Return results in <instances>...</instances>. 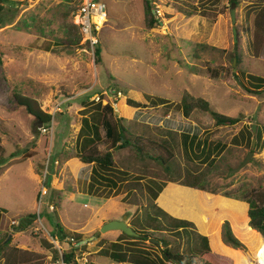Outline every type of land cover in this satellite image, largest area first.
<instances>
[{"label": "rangeland", "instance_id": "1", "mask_svg": "<svg viewBox=\"0 0 264 264\" xmlns=\"http://www.w3.org/2000/svg\"><path fill=\"white\" fill-rule=\"evenodd\" d=\"M103 1L109 18L98 33V55L83 39L74 50L60 45L66 25L75 22L72 8L77 10L81 0L6 1L0 15V236L8 235L11 245L45 256L46 264H60L56 257L73 245L81 264H136L130 259L133 250L158 260L163 258V246L154 240L177 238L172 228L167 229V213L168 221L194 223L193 228L207 236L219 264H264V232L249 227L244 201L223 195L242 184L264 187V84L257 91L255 81L247 76L264 77V38L257 45L254 24L263 0H240L238 7L231 0H156L163 22L151 30L144 25V0ZM207 67L219 69L222 77L211 79ZM240 69L246 77L236 74ZM185 92L204 98L212 109L239 122L218 126L200 110L185 117L180 104ZM16 94L36 100L53 115V134L40 131L42 124L17 102ZM127 98L146 106L132 108ZM108 103L132 137L166 144L175 158L160 165L130 150L114 149L116 163L110 169L88 166L79 158L53 163L62 151L78 148L83 119L92 114L97 119V105ZM125 104L131 111H122ZM254 124L256 133L250 136ZM194 136L197 141L208 140L212 147L219 145L213 153L217 170L210 174L212 187L223 185L217 194L184 186L186 172L207 170V163L196 158L199 152L194 146L189 144L185 151V137L189 143ZM250 152L249 161L236 172ZM220 173L234 176L224 178ZM48 178V194L40 204L39 193ZM154 180L164 186L156 201L147 191ZM159 208L164 213L156 218L165 227L155 231L147 220ZM125 216L134 231L141 235L144 228L149 237L101 232L103 225ZM226 222L243 246L226 241ZM58 223L67 234L64 241L52 235ZM192 237L190 243L186 235L182 240L186 256L202 246L199 237ZM113 251L126 252L128 261L115 262ZM191 259L204 264L199 256Z\"/></svg>", "mask_w": 264, "mask_h": 264}, {"label": "trees", "instance_id": "2", "mask_svg": "<svg viewBox=\"0 0 264 264\" xmlns=\"http://www.w3.org/2000/svg\"><path fill=\"white\" fill-rule=\"evenodd\" d=\"M6 1L0 0V15H2L6 10ZM156 0H144V25L147 30H151L156 28L157 26L162 24V19L158 16L157 13V5H155ZM234 7H238L240 0H231ZM264 2V0H263ZM76 8H72L71 12H75ZM71 13L68 14L70 16ZM255 24V39L257 41V45H260L264 38V4L262 8L259 10L258 14L254 20ZM82 40V36L80 33V28L78 25L74 23H69L66 25L65 37L60 41V45L63 46L66 50H74L79 48ZM100 43V42H99ZM96 47L95 53L98 55L101 52L100 44ZM202 48H213L210 45H201ZM214 49V48H213ZM238 64L241 62V54L235 53ZM223 69V67H221ZM207 72L211 79H219L222 77V71L216 68L207 67ZM236 74H242L243 77H246V71L240 69ZM225 75V73H224ZM248 78L255 83L252 85L257 88V91H262L264 84V77H260L255 74H247ZM249 92H252L250 89H247ZM255 91V92H257ZM17 102L25 106L28 111L32 114L38 124L48 125L51 123L53 115L43 111L36 100L31 99L29 97H25L19 94L15 95ZM89 99L90 96H87ZM126 103L128 106L132 108H141L146 105L136 101L132 98H127ZM181 108L185 117H190L195 110H200L204 113L210 114L215 120L218 126L231 124L234 125L239 122L238 118L225 116L223 114L218 113L214 109L211 108L209 102L202 97H195L189 92H185L181 98ZM125 106L122 108V111H131L130 108ZM99 117L95 119V114H92L90 118L85 117L83 119V126L79 132L78 138V148H72L68 150L62 151L55 159H53V163L55 161L68 162L74 158H79L80 161L84 164L99 166L101 169H110L115 166L116 160L113 150L114 149H126L134 152L136 155L140 156L143 159L149 160V162H154L155 164L158 162L160 165H167L169 161L175 158V153L173 151H169L166 144H160L152 138H144L140 135H136L132 137V133L130 132V128H126L123 124V120L121 117H118L114 106L110 103L105 105H97ZM94 118V122L91 119ZM101 119V120H100ZM106 127V130L104 129ZM252 128V127H251ZM250 136H253V129H250ZM188 137H185V151L188 150V145L193 148V146L198 150V154H196L197 159H201L204 163H207V170L200 173V171H188L185 173L183 183L184 186H188L190 188H194L196 190H203L211 194H217L218 189H221L223 185L215 184L214 187L210 184V174L213 172L212 170H217L216 159L213 155L214 150H219V145L213 146L208 140H198L197 137L194 136L193 139L188 143ZM260 139V129H258L257 140ZM204 142V143H203ZM1 143V141H0ZM210 144V146L208 145ZM101 144L105 145V148L102 149L100 147ZM252 141L250 142V145ZM3 148L0 144V158L3 157ZM222 153H220L221 155ZM1 164V159H0ZM199 166V165H198ZM1 170V167H0ZM95 174L98 173V170L94 169ZM38 174L41 173L40 169H36ZM220 176H224V178H231L234 175L227 173H220ZM50 180L48 178L47 186H50ZM171 180V179H170ZM174 180V179H172ZM152 185H147V191L150 193V196L155 201L162 193L164 186L161 183H157V180H154ZM225 187H229L228 184L224 185ZM225 197L239 199L245 202L248 206L246 209V214L248 217V225L251 229L258 230L264 232V187H249L246 184L240 185L237 189H232L223 193ZM160 209V208H159ZM156 211V215L150 216L147 220V224L149 225V229L155 231H161L165 227V224L162 220L156 218L159 213L162 215L164 211ZM163 212V213H162ZM155 213V212H154ZM166 216H169L165 213ZM165 216V220L167 221V229L172 230L174 235L177 238L173 241H168L167 239H159L161 242L162 255L163 258H158L156 260L149 255H146V252H142L139 250L132 251L131 261L136 264H168L166 261L172 262L173 264H194L192 261V257H201L204 260V264H219L213 252L210 251L209 240L207 236L201 235L197 230L193 228L194 223L186 219H177L171 218L168 221V218ZM32 218H36L37 215H32ZM24 224H27V222ZM59 228L56 233L54 232L52 235L59 241H64L67 238V234L65 229L61 225V223L57 224ZM24 228V225H20L16 227L17 232H20ZM193 229V230H191ZM142 234L137 237L126 235L122 233L124 237L133 238V239H147L149 237L148 230L142 229ZM196 235L197 238L201 239V248H195L191 250L190 256H186L181 251L182 248V240L183 237L187 236V242L190 243L193 239V235ZM225 239L231 245L243 246L240 241L234 237L232 234V230L230 227V223L226 222V232ZM7 237L0 236V262L3 264H46V257L35 253L34 251L23 250L17 246L11 245V240H7ZM78 251V247L73 245L71 251H64L62 257L57 256L55 261L63 260L67 264L77 263L76 253ZM198 254V255H197ZM111 258L118 263H125L128 261V254L123 251H113L110 254ZM192 256V257H191ZM166 260V261H165ZM89 262V261H88ZM89 264H97L94 262H90Z\"/></svg>", "mask_w": 264, "mask_h": 264}, {"label": "built area", "instance_id": "3", "mask_svg": "<svg viewBox=\"0 0 264 264\" xmlns=\"http://www.w3.org/2000/svg\"><path fill=\"white\" fill-rule=\"evenodd\" d=\"M158 16L162 17L160 10L157 11ZM108 6L103 0H81L78 9L73 14V21L80 28V33L83 39V44L87 45L89 50L95 53V49L99 44L98 33L108 21ZM59 104L58 108L60 109ZM53 119V118H52ZM54 120L48 125H42L40 131L44 134H53L54 132ZM57 162V161H55ZM54 162V163H55ZM47 181L42 185V190L39 193V203L42 204L44 197L48 194ZM54 209L52 206H50ZM41 213H38L40 219ZM56 238V237H55ZM60 264H67L63 260L59 261ZM72 263V264H78Z\"/></svg>", "mask_w": 264, "mask_h": 264}, {"label": "water", "instance_id": "4", "mask_svg": "<svg viewBox=\"0 0 264 264\" xmlns=\"http://www.w3.org/2000/svg\"><path fill=\"white\" fill-rule=\"evenodd\" d=\"M231 17H232V22L234 24V32L236 33V27H235V24H236L235 9H232V11H231ZM68 52H70V51H68ZM234 60L236 62V58ZM256 128H257V126H256V124H254L252 126V129H253L254 134L256 133ZM254 143H255V141H254ZM251 156H252V152L249 153L246 161L241 165V167L239 169L236 170V172L239 171L249 161V159H250ZM126 219H127V217L125 216L124 219L121 220V221L114 220V221H110V222L106 223L105 225L102 226L101 232H106V231H109V230L110 231H112V230H118V231H121L122 233H125L126 235L137 237L139 234L136 231H134L128 225ZM150 241L153 242V240H150ZM154 241H155V243L157 245H159V241L157 239L154 240ZM78 264H80V263H78Z\"/></svg>", "mask_w": 264, "mask_h": 264}, {"label": "clouds", "instance_id": "5", "mask_svg": "<svg viewBox=\"0 0 264 264\" xmlns=\"http://www.w3.org/2000/svg\"><path fill=\"white\" fill-rule=\"evenodd\" d=\"M157 11H158V10H157ZM159 17H160V16H159ZM160 18H162V17H160ZM42 125H43V124H42ZM42 125H41V126H42ZM41 126H40V127H41ZM80 264H81V263H80Z\"/></svg>", "mask_w": 264, "mask_h": 264}, {"label": "crops", "instance_id": "6", "mask_svg": "<svg viewBox=\"0 0 264 264\" xmlns=\"http://www.w3.org/2000/svg\"><path fill=\"white\" fill-rule=\"evenodd\" d=\"M71 161V160H70Z\"/></svg>", "mask_w": 264, "mask_h": 264}]
</instances>
